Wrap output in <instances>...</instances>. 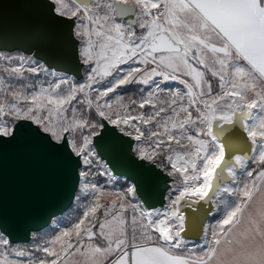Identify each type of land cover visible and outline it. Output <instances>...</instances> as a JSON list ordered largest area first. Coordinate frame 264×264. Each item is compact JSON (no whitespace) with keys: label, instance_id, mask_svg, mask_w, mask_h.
Wrapping results in <instances>:
<instances>
[{"label":"snow or ice","instance_id":"6c2138e0","mask_svg":"<svg viewBox=\"0 0 264 264\" xmlns=\"http://www.w3.org/2000/svg\"><path fill=\"white\" fill-rule=\"evenodd\" d=\"M25 7L23 42L0 37V158L32 179L0 197V264H264V0ZM234 123L255 174L218 142ZM201 201L219 218L193 249L182 207Z\"/></svg>","mask_w":264,"mask_h":264},{"label":"water","instance_id":"95a60500","mask_svg":"<svg viewBox=\"0 0 264 264\" xmlns=\"http://www.w3.org/2000/svg\"><path fill=\"white\" fill-rule=\"evenodd\" d=\"M30 0H0L2 3H10L7 12L0 11V37L7 33L8 42L10 44L22 43V37L30 20V10L25 7ZM228 135H234L242 138L243 144L240 147L224 146L225 158L229 159L231 154L240 152L247 154L250 161L252 159V145L247 138L243 128L238 123H234L229 130L219 138ZM224 139V138H223ZM226 140V139H224ZM31 173L28 163L18 157L14 153H10L7 157L0 158V197H7L10 202H15L25 195L31 182ZM166 196L158 198L153 204L155 208H163L166 203ZM63 198V197H62ZM69 210L65 209L63 214L58 213L57 216H64ZM185 215L184 231L182 235L186 240L198 242L203 236L204 225L212 220V206L201 201L192 207H182ZM52 226L51 222L49 227Z\"/></svg>","mask_w":264,"mask_h":264},{"label":"rangeland","instance_id":"374dc122","mask_svg":"<svg viewBox=\"0 0 264 264\" xmlns=\"http://www.w3.org/2000/svg\"><path fill=\"white\" fill-rule=\"evenodd\" d=\"M210 75H211V73H210ZM258 103H259V101H258ZM255 111H259V109H255ZM253 156H254V155H253ZM253 156H252V159H251L250 161H248V163H247V168H248L249 170L253 171V173L255 174V172H256V171L259 169V167H260V163L258 162V159L253 158ZM255 156L258 157V152L255 153ZM111 199H112V197H105V198H104V201H105V203H107V202H109ZM168 204H169V201H168L167 198H166L165 206H164L163 208H159V209L161 210L162 213H163V211L165 210V208L168 206ZM100 211H101V213H102V210H100ZM74 215H75V213L68 211V212L63 216V219L65 220V224L61 225V227L70 226L68 222H69V221L74 222V220H73ZM218 218H219V213L214 211V212H213V215H212V220L209 221L208 223H210V222H214V220H215V219H218ZM50 227H51V226H50ZM209 238H211L210 235H209ZM187 241H188V240H187ZM202 244H203V240H201L200 242H192V241H189V242H188V247H189V248H193V249H195L198 245H202Z\"/></svg>","mask_w":264,"mask_h":264},{"label":"flooded vegetation","instance_id":"af4514ba","mask_svg":"<svg viewBox=\"0 0 264 264\" xmlns=\"http://www.w3.org/2000/svg\"><path fill=\"white\" fill-rule=\"evenodd\" d=\"M14 54V53H13ZM201 68H203V66H200ZM25 75L27 76L28 73L25 71ZM0 77L4 78V79H8L7 73H5L3 71V67H0ZM190 79V78H189ZM206 79H208L211 82V85L213 87V94L217 93L220 91L219 88V79L218 77H213L212 75H210V72L206 73ZM173 88H183V85L180 84L179 81H175V82H168ZM121 95H126V96H134L135 94H137V88L135 85L129 87L126 89V91L121 92Z\"/></svg>","mask_w":264,"mask_h":264},{"label":"bare ground","instance_id":"6f19581e","mask_svg":"<svg viewBox=\"0 0 264 264\" xmlns=\"http://www.w3.org/2000/svg\"><path fill=\"white\" fill-rule=\"evenodd\" d=\"M222 137V136H221ZM226 140H224V139ZM223 138H218V142L224 146H228V147H240L242 146L243 144V140L242 138L238 137V136H234V135H228V136H225ZM251 154H253V151L251 152ZM235 155H247V154H243V153H240V152H235L234 154H231L229 159H231L233 156ZM254 155V154H253ZM252 155V156H253ZM249 157V156H248ZM202 239L198 240V242H200Z\"/></svg>","mask_w":264,"mask_h":264},{"label":"clouds","instance_id":"9594fccd","mask_svg":"<svg viewBox=\"0 0 264 264\" xmlns=\"http://www.w3.org/2000/svg\"><path fill=\"white\" fill-rule=\"evenodd\" d=\"M257 199H264V192L260 193L257 197ZM255 205V201L253 202V207Z\"/></svg>","mask_w":264,"mask_h":264},{"label":"crops","instance_id":"0c3cea01","mask_svg":"<svg viewBox=\"0 0 264 264\" xmlns=\"http://www.w3.org/2000/svg\"><path fill=\"white\" fill-rule=\"evenodd\" d=\"M255 111V110H254ZM262 191H264V189H262ZM260 193L258 192L256 195H259Z\"/></svg>","mask_w":264,"mask_h":264},{"label":"trees","instance_id":"16d2710c","mask_svg":"<svg viewBox=\"0 0 264 264\" xmlns=\"http://www.w3.org/2000/svg\"><path fill=\"white\" fill-rule=\"evenodd\" d=\"M102 183H103V181H102Z\"/></svg>","mask_w":264,"mask_h":264}]
</instances>
